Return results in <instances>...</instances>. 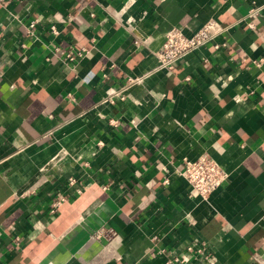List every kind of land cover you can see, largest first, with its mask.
Returning a JSON list of instances; mask_svg holds the SVG:
<instances>
[{
    "label": "crops",
    "instance_id": "1",
    "mask_svg": "<svg viewBox=\"0 0 264 264\" xmlns=\"http://www.w3.org/2000/svg\"><path fill=\"white\" fill-rule=\"evenodd\" d=\"M212 17L227 46L159 66ZM202 154L229 174L207 200ZM49 262L264 264V0H0V264Z\"/></svg>",
    "mask_w": 264,
    "mask_h": 264
},
{
    "label": "built area",
    "instance_id": "2",
    "mask_svg": "<svg viewBox=\"0 0 264 264\" xmlns=\"http://www.w3.org/2000/svg\"><path fill=\"white\" fill-rule=\"evenodd\" d=\"M256 10V8H252L250 14L254 15ZM36 27V20H32L28 25L32 34L36 32ZM51 29L54 34L59 33L56 26H52ZM224 30L225 27L216 17L210 18L205 23L192 30L191 33H188L183 26H173L167 29L162 46L157 52L159 66L167 71H172L177 62L191 50L207 44H212V47L217 50L227 46L226 40L222 42L216 41V38L222 35ZM136 43H139V41H136ZM57 51H60V53L70 61H74L77 58V55L81 54V51L72 52L61 50L60 48H57ZM129 81L133 83L136 79L129 78ZM107 96L108 100L113 102L116 101L117 97L119 99L125 98L122 94V90L113 87L108 90ZM180 173L197 192V195L205 200H207L212 193L226 182L229 175L227 170L208 154H202L196 159L184 158L183 169ZM168 181L169 178H166L165 183H168ZM69 183L71 185H76L77 180L75 178H70ZM81 191L82 189L80 187L78 192L80 193ZM66 200V194L61 193L56 195L50 206L51 213L55 214L59 206ZM47 264L55 263L49 262ZM167 264H170V262Z\"/></svg>",
    "mask_w": 264,
    "mask_h": 264
}]
</instances>
